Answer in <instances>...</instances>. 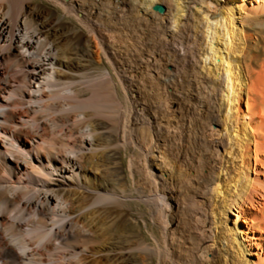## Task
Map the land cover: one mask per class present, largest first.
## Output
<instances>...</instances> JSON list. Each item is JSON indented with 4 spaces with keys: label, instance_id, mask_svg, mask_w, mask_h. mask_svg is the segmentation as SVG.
Wrapping results in <instances>:
<instances>
[{
    "label": "bare ground",
    "instance_id": "6f19581e",
    "mask_svg": "<svg viewBox=\"0 0 264 264\" xmlns=\"http://www.w3.org/2000/svg\"><path fill=\"white\" fill-rule=\"evenodd\" d=\"M0 264H264V0H0Z\"/></svg>",
    "mask_w": 264,
    "mask_h": 264
}]
</instances>
